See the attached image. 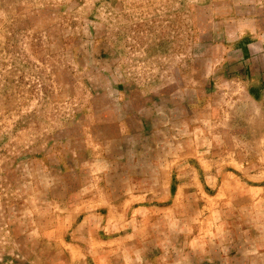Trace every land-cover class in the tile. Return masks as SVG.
<instances>
[{"label":"crops","instance_id":"1","mask_svg":"<svg viewBox=\"0 0 264 264\" xmlns=\"http://www.w3.org/2000/svg\"><path fill=\"white\" fill-rule=\"evenodd\" d=\"M237 5L226 11L232 22L245 21L249 36L236 34L233 47L221 43L225 56L212 50L209 63L198 55L186 76L178 71L182 90L176 81L161 86L150 78L153 102L144 119H119L118 112L128 110L110 98L80 121L79 134L69 132L58 141V154L44 149L59 172H48L42 159L41 174L33 168L32 181L17 184L38 218L36 231L12 236L20 243L19 255L36 256L38 264H145L147 253L159 247L153 231L163 224L173 229L177 214L189 217L184 208L196 207L191 213L197 214L201 206L198 222L215 234L206 232L197 256L206 264H264V0H237ZM245 46L252 51L245 52ZM213 61L216 70L226 72L227 89L242 85L239 94L245 95L250 115L237 119L236 107L229 106L238 102L233 91L223 93L221 103L205 104V122L202 113L186 107L192 94L201 103L205 70ZM12 206L17 209L0 207L9 217ZM190 218L195 222L194 215Z\"/></svg>","mask_w":264,"mask_h":264},{"label":"rangeland","instance_id":"2","mask_svg":"<svg viewBox=\"0 0 264 264\" xmlns=\"http://www.w3.org/2000/svg\"><path fill=\"white\" fill-rule=\"evenodd\" d=\"M238 6L237 0H0V206L17 207L9 209V217L0 207V264H38L36 256L19 255V241L12 236L30 234L38 224L27 193L17 184L32 181V169L39 172L42 159L48 172H59L44 149L58 154V141L69 132L79 134L80 121L93 117V106L102 107L110 98L128 110L119 111V119H144L153 102L150 78L161 86L176 81L182 90L178 71L186 76L198 55L209 63L212 50L225 56L221 43L235 45L234 36L245 21L232 22L226 9L234 12ZM230 30L236 34L226 37ZM207 47L211 50L206 53ZM216 69L213 61L205 70L201 103L192 94L186 107L202 113L205 122V104L221 103L223 93L233 91L238 102L229 106L236 107L237 119L250 115L245 95L239 94L242 85L227 89L226 72ZM109 75L111 84L104 87ZM103 89L112 97L102 95ZM195 208H184L186 219L177 214L173 229L163 224L153 231L150 236L157 235L159 247L147 253L145 264L208 262L197 253L205 247L206 232L213 236L215 230L202 228L196 215L203 209L198 206V213H191ZM142 258L137 260L143 263Z\"/></svg>","mask_w":264,"mask_h":264},{"label":"water","instance_id":"3","mask_svg":"<svg viewBox=\"0 0 264 264\" xmlns=\"http://www.w3.org/2000/svg\"><path fill=\"white\" fill-rule=\"evenodd\" d=\"M248 28H247V24H242L241 26H240V28L237 30V33L240 35V37H238V39H242V38H244V37H248L249 36V31L247 30ZM230 32H231V34H230ZM236 34V33H235ZM234 34V32H233V30H230V31H227L226 32V37H229V36H233V35H235ZM235 37V39H237V36L235 35L234 36ZM234 39V40H235ZM232 42V41H231ZM242 46V45H241ZM244 46V45H243ZM237 49H239V50H241V48L239 47V45H238V48ZM244 50H245V52H248V51H252V48H250V46H245V48H244ZM229 52V51H228ZM238 52L237 51H235V54L234 55H236ZM251 56V58H252V60H254V61H257V59L255 58V54H252V55H250ZM257 58H260V57H257ZM252 63H256V62H252ZM251 81V79L249 80V82ZM254 81V80H253ZM253 81H251L250 83H252ZM256 81V80H255ZM257 82V81H256Z\"/></svg>","mask_w":264,"mask_h":264}]
</instances>
